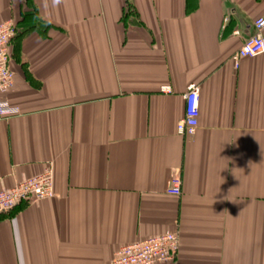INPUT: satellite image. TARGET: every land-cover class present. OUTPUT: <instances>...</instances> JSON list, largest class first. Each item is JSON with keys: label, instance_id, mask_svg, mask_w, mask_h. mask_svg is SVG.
<instances>
[{"label": "crops", "instance_id": "1", "mask_svg": "<svg viewBox=\"0 0 264 264\" xmlns=\"http://www.w3.org/2000/svg\"><path fill=\"white\" fill-rule=\"evenodd\" d=\"M263 15L264 0H0L22 112L0 118V190L55 179V197L0 215V264H110L166 232L178 256L156 264H264V54L232 60ZM193 83L199 125L181 135Z\"/></svg>", "mask_w": 264, "mask_h": 264}, {"label": "built area", "instance_id": "2", "mask_svg": "<svg viewBox=\"0 0 264 264\" xmlns=\"http://www.w3.org/2000/svg\"><path fill=\"white\" fill-rule=\"evenodd\" d=\"M18 33L14 20L0 22V118H9L21 114L19 106L13 105L8 99L14 81L15 72L11 68V42ZM239 34V31H235ZM264 54V15L256 19L254 32L247 38L241 48L233 55L236 65L244 57ZM169 91L170 87H163ZM185 115L177 125L181 135H194L199 125L200 87L191 84L185 94ZM168 189L170 195H181L182 179L175 175ZM55 197V179L52 168L42 173L17 180L11 187L0 190V215L9 213L18 206L37 203L43 199ZM180 238L178 233L166 232L137 240L123 245L114 255L110 264H156L175 261L178 256Z\"/></svg>", "mask_w": 264, "mask_h": 264}]
</instances>
